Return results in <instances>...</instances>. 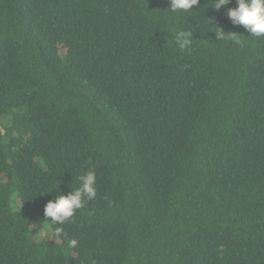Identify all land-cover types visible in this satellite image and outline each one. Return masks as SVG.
Wrapping results in <instances>:
<instances>
[{"label":"trees","instance_id":"trees-1","mask_svg":"<svg viewBox=\"0 0 264 264\" xmlns=\"http://www.w3.org/2000/svg\"><path fill=\"white\" fill-rule=\"evenodd\" d=\"M213 6L0 0V264H264V37Z\"/></svg>","mask_w":264,"mask_h":264},{"label":"clouds","instance_id":"clouds-1","mask_svg":"<svg viewBox=\"0 0 264 264\" xmlns=\"http://www.w3.org/2000/svg\"><path fill=\"white\" fill-rule=\"evenodd\" d=\"M236 7L229 8L232 0H213L211 9H227V17L234 26H243L253 37H264V0H235ZM200 4V0H170V9L176 11H193ZM209 20V19H208ZM214 32L218 40L225 36L235 37L236 34H226L220 27ZM193 34L190 31L179 30L175 34V42L181 50L192 45ZM79 187L73 189L69 194H61L55 200L49 201L44 208V215L54 223L62 224L74 216L81 209L85 201L93 200L97 195V177L94 171H87L79 176Z\"/></svg>","mask_w":264,"mask_h":264},{"label":"rangeland","instance_id":"rangeland-1","mask_svg":"<svg viewBox=\"0 0 264 264\" xmlns=\"http://www.w3.org/2000/svg\"><path fill=\"white\" fill-rule=\"evenodd\" d=\"M43 237H46V238H47L48 240H50V241H51L52 239H54L53 236H52V234H49V233H47V232H46V233H43Z\"/></svg>","mask_w":264,"mask_h":264}]
</instances>
